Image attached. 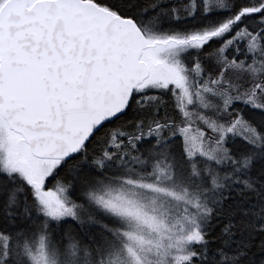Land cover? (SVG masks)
Masks as SVG:
<instances>
[{
	"label": "snow or ice",
	"instance_id": "obj_1",
	"mask_svg": "<svg viewBox=\"0 0 264 264\" xmlns=\"http://www.w3.org/2000/svg\"><path fill=\"white\" fill-rule=\"evenodd\" d=\"M0 264H264V0H0Z\"/></svg>",
	"mask_w": 264,
	"mask_h": 264
}]
</instances>
